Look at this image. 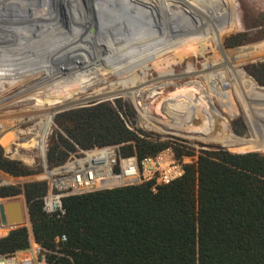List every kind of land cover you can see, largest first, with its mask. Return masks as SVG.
Listing matches in <instances>:
<instances>
[{
  "label": "trees",
  "instance_id": "16d2710c",
  "mask_svg": "<svg viewBox=\"0 0 264 264\" xmlns=\"http://www.w3.org/2000/svg\"><path fill=\"white\" fill-rule=\"evenodd\" d=\"M210 2L148 0L168 23L178 15L210 17ZM249 3L245 4L264 30V0ZM240 29H244L241 24ZM238 36L228 38L227 45L233 47L224 42V51L264 146V84L239 67L257 59L256 48L242 44L245 38ZM251 72L264 83V61L254 65ZM215 77L209 84L228 117L214 108L212 95L200 84L199 143L215 141L212 146L254 149L250 135L229 130L230 119L242 113L229 78ZM125 110L133 115L129 104L119 99L59 113L55 120L60 130L51 138L48 164L67 159L76 149L74 142L85 148L122 144L124 154L139 158L169 145L178 156L193 153L185 145L149 138L130 128L124 119ZM180 138L190 143L195 140L191 135ZM0 168L14 176L35 173L21 161L7 157L1 145ZM47 190V181H29L23 186L0 188V196L24 194L33 235L49 251L52 264H264V154L260 152L203 149L196 163L186 165L182 177L158 185L156 191L152 182H144L70 195L63 198L65 213L60 216L44 211L42 197ZM62 235L66 240L58 241ZM29 242L28 227L19 226L0 238V252L25 248Z\"/></svg>",
  "mask_w": 264,
  "mask_h": 264
},
{
  "label": "bare ground",
  "instance_id": "6f19581e",
  "mask_svg": "<svg viewBox=\"0 0 264 264\" xmlns=\"http://www.w3.org/2000/svg\"><path fill=\"white\" fill-rule=\"evenodd\" d=\"M67 1L68 4L66 7L69 8V10L71 9L69 14V19L71 21H75V19L78 17L81 19L83 16H87L85 14L84 6L81 0ZM88 1L89 3H98L99 0ZM216 8V18L213 24L214 27L209 31V33L196 32L191 34L188 32H182L174 34L170 32L167 34L163 33L154 35L146 32L141 36L140 34L138 35L135 33H129L119 35V39L122 41L121 47L132 50L130 51V54L127 55L130 57L131 52L134 51L133 49L135 47H137L139 50L137 52L142 53H139L140 55H143V52L146 54V51H148V53L154 52L153 54H155L159 52H167L169 50H176L181 47L179 48L180 50L176 52L186 54V56L189 57L193 54L197 55L200 52H205L207 41L209 42V40H211L213 42L212 38H216L217 41L213 43V50L215 51L214 55H216L214 56L215 69L219 74L222 73V75L227 76V78L230 79L229 85L233 89L241 113L246 119L254 149L244 147L237 148L212 146L215 141H206V144H210V149L207 150L240 149L245 151H263L264 147L260 133L248 111L240 86L235 79L234 72L222 47L223 34L221 33V28L226 26L229 21V11L227 9V4L225 1L222 3L218 2L216 3ZM77 10L81 13L79 16L76 14ZM59 19L60 9L59 4L56 1L53 3L51 0H0V88H4L5 82L9 79L11 80L10 86H12L16 84L17 79L25 80L26 77H22H29L28 75L35 76L34 73H36V75L38 74L37 76L41 75V79L43 80L42 83L40 82L38 85H35V91L37 88H43L45 91H47L46 87L49 85L54 86L55 80L56 83L58 82L57 84H59L58 87H72L71 92H64L62 90L63 95L61 94V97H58L56 100H54L53 96L51 95L44 99L48 102L41 100L42 103H48L50 106L55 102L58 103L55 105V108L53 105L50 108L47 107L48 116L45 126L51 124V117L57 110H64L76 107L78 105H83L85 102H88L92 99H98L102 97L109 98L117 96L118 94H124L137 106V109L140 112L138 113L140 116V124L146 131H156L167 134L171 133L173 136L177 137L179 135L188 137L191 134H197L196 136H191L198 138L199 124L202 121L199 115V106L202 103L199 93V88L201 89L199 82L193 81L195 86H191L190 84H193L191 82L185 83V87L178 88L176 92L170 93L171 96L164 97V99L162 98V101H159L155 105L153 104L158 100V98H155L151 102H146L143 100L142 108L138 107V102L135 101L137 99L138 91L133 92L132 87L139 86L141 84L134 81V73L131 68V63H129L128 60L129 69L127 76L134 83V85L128 86V77L126 78L125 72L126 68H122V64L120 66L118 61L115 67L103 54L104 46L110 47L112 52L117 50V47H119L120 43L117 41V36L110 34L108 39L106 37H98L96 42L91 35H82L76 32L73 34L64 35L63 30L65 28L60 25ZM18 22H24V27H18ZM162 25L165 27V22H163ZM193 41H196V44L193 43ZM97 43L101 47V51L99 50ZM219 53L223 56L224 60L218 56ZM60 58H65V60L57 64V61ZM83 65H86L87 69L83 68ZM214 66L209 64L207 69H203L205 72V77L208 79V83L210 84L215 77L214 74L208 75L207 70H211ZM109 72H115L119 76L120 80L115 82L112 81V83L107 86V88H98L86 96L82 97L78 95L79 92H84L87 90V88L93 86L95 80L98 81L101 79L99 76L107 75ZM172 75L173 77L183 78L184 76H187V71L182 73H172ZM144 83L145 79L142 81V84ZM171 83L174 82L171 80L164 82L165 85ZM155 89L156 87H154L153 90ZM33 93L34 92L30 90L28 91V95L24 97L29 99V96ZM159 93L162 94V92L155 94ZM14 96L16 95H13L9 98ZM60 98L61 100H58ZM20 99H23L22 95L15 100L18 101ZM15 100L11 101L10 103L8 102V104L16 102ZM4 106H6V103ZM154 108H156V110L160 108L164 110L166 109L165 111L169 113L167 117L173 118L174 123H170L164 119H162L163 122H161V119L155 120L151 114V110ZM214 108L217 109L216 106ZM13 117L14 116L9 114V119ZM11 122L12 121H7L8 126L11 124ZM233 133L234 132L232 131V134ZM43 134H47V130L44 131ZM10 135L11 131L5 132L0 140H6V142H8L7 138ZM177 139L187 142L185 139L180 137Z\"/></svg>",
  "mask_w": 264,
  "mask_h": 264
},
{
  "label": "built area",
  "instance_id": "2783aa9c",
  "mask_svg": "<svg viewBox=\"0 0 264 264\" xmlns=\"http://www.w3.org/2000/svg\"><path fill=\"white\" fill-rule=\"evenodd\" d=\"M41 78L39 75L28 82L24 79H17L16 84L12 86H10L11 80L9 79L5 82L4 88L2 90L0 88V139L5 132L11 131V135L7 138L8 142L0 140V145L5 148L6 154L9 155H14V152L16 154L19 148L36 149L42 160L43 171L41 176L48 184V190L42 197L43 209L46 213L57 216L63 215L65 213L63 198L70 195L137 185L144 182H152V189L156 191L158 185L169 184L182 177L185 174L187 164L197 162L198 153L193 152L178 156L173 145H169L155 154L139 158L137 154H124L121 148L122 144H103L85 148L74 142L76 149L67 159L50 166L47 160L50 141L55 131L60 130L55 118L59 113L72 108L55 111L51 124L45 126L48 116L47 107L50 108L53 105L55 108L58 103L55 102L50 106V104L42 103V101L49 95L56 100L61 97V92L56 80L54 81L55 85H49L47 91L43 88H37L35 91V85L43 82ZM154 87L157 89L153 90ZM29 89L34 93L27 99L24 96L28 95ZM161 89L162 86L157 85L154 81L133 86V92L138 91L135 100L138 102V107L142 108V100L151 102L157 98L160 93H155L161 92ZM13 95L16 96L9 98ZM21 95L23 99L15 100ZM120 97H124L130 102L135 114V117H131L125 110L124 119L127 125L142 131L140 132L142 135H147L149 138L155 137L152 132L146 131L139 125L138 113L140 112L134 102L124 94L98 98L95 102L88 104L114 101ZM13 100L16 102L4 106L5 103H10ZM80 106L82 105L76 107ZM9 114L14 117L9 119ZM2 116L6 117L2 118ZM7 121H12L9 126ZM134 125L138 127L136 128ZM46 130L47 134L44 135ZM23 156L27 157L26 155ZM22 159L24 160V158ZM16 179L17 176L0 168V188L16 185ZM12 198L0 196V203ZM19 226L2 224L0 220V238L7 236ZM29 232V245L6 253L0 252V264H52L49 260V251L35 239L31 229ZM57 240L64 241L66 236L62 235Z\"/></svg>",
  "mask_w": 264,
  "mask_h": 264
},
{
  "label": "rangeland",
  "instance_id": "374dc122",
  "mask_svg": "<svg viewBox=\"0 0 264 264\" xmlns=\"http://www.w3.org/2000/svg\"><path fill=\"white\" fill-rule=\"evenodd\" d=\"M134 1L148 3V0H134ZM224 1L226 2L227 9L229 11V21H228L226 26L221 28V33L223 34L222 35L223 50H224V42H225V45L228 46L227 45L228 38H230L231 36H233L237 33H239V36H238L239 38H245V41L242 44H246V43L249 44L250 43V45L252 47H255L256 48L255 54H256L257 59H254L252 61L240 64L239 67L244 68L246 70V72L252 78H254L257 81V79L255 78V76L252 74L251 71L253 70L254 65H257V64L264 61V60H262L264 58V32H263L264 30H263V25L260 23V20L257 17V15L253 12V10L249 6L246 5V4H250L249 0H211V2H210L211 15H210V17L206 18V17H204L202 15H198V14H194V15L187 14L185 16H182V19H184V18L186 19L185 24H188V27L184 26L185 24H180L184 27H182V30H180V28H178V30H177V28H176L177 26H174L176 31L171 32V33H174V34L182 33V32H188L191 34L196 33V32L209 33V31L214 27L213 24H214V20L216 18L215 13H216V9H217L216 3H218V2L222 3ZM231 12H232V14H231ZM164 18L165 17H163V19ZM193 18L196 19V21H192L191 19H193ZM164 20H166L165 21V27H166L168 24V21L166 18ZM191 22H193V23H191ZM218 22H219V20H218ZM239 24H241L244 27V29L239 30ZM132 33H135L138 35L140 34V36L142 34H144L142 31L132 32ZM109 35L110 34H107L104 37H106L108 39ZM154 35H153V37H154ZM116 36H117L116 37L117 41L120 42L119 47H117V50H115V52H112L110 47L104 46L103 47L104 56L115 67H116L117 61H118V63H120V66L122 64L121 67L126 68L125 69L126 78L128 77L127 74H128V69H129L128 68V65H129L128 60H129V63H131V66H132L131 67L132 71L134 73L133 77H134L135 82H138L139 84L142 85V81H144V79H145V83L150 82V81H154V83H156L157 85H161L162 86V89H161L162 94H160L157 97L158 100L155 101V103L153 105L157 104L159 101H162L161 100L162 98L164 99V97L171 96L170 93L176 92V90L178 88L185 87V83H187V82L193 83V81H194V82H199L200 84H202L206 88L207 92L212 95V99H213L217 109L219 111H221L223 116L228 117L227 112L221 107L219 101L217 100V96H216L214 89L208 83V79L205 77V72L200 71V70H202L203 67L207 69L209 64H212L214 66V59H215L214 56H216V55H214L215 51L213 50L214 49L213 43H215L217 41L216 38H212L213 42L211 40H209V42L207 41L205 52H200L197 55L193 54V55H190L189 57H187L186 54L176 52V51H179L180 50L179 48H181V47H179L176 50H169L167 52H159V53H155V54H153L154 52H152V51H149L152 53H148V51H146V54H145V52H143V55H140L139 53H141V52H137L139 50L137 47H135L134 49L132 48L134 51L131 52V57H130L127 55H129L130 51H132V50H129L126 48L124 49L123 47H121L122 41H121V39H119L120 36L119 35H116ZM139 38H141V37H139ZM193 43L196 44V41H193ZM189 44H191V43H189ZM242 44H240V45H242ZM97 46L99 47V50H100L101 47L99 46L98 43H97ZM228 47H233V46H228ZM197 51H198V49H197ZM120 54H122V55H120ZM218 56L222 60H224L223 56L220 55V53ZM227 59L229 61L228 56H227ZM229 63H230V61H229ZM230 66H231V63H230ZM184 71H187V76H184L183 78L178 77L179 79L177 77H174V79H171L172 77L165 75V74H172V73H182ZM215 72H217V73H215ZM207 73H208V75L214 74V77L217 76V74H218V76H222V73L219 74L218 71L215 69V66L212 67L211 70H207ZM34 74H35V76L28 75L29 77L24 76L22 78L26 77L25 81H27V82L32 81L38 75V74L36 75V73H34ZM99 77L101 79H99L98 81L95 80L93 86L87 88V90H85L84 92L83 91L79 92L78 95H80L82 97L86 96L87 94L92 93L94 90H96L98 88H104L106 86H109L112 83V81L115 82L117 80H120L119 76L115 72H113V73L109 72V74L103 75V76L101 75ZM170 80L173 81L174 83L167 84V85L164 84V82H168ZM229 81H230V79H229ZM127 82H128L127 83L128 86L134 85V83L130 80L129 77L127 79ZM190 85L195 86L194 83L190 84ZM46 88H47V90L49 89L48 87H46ZM2 89L3 88H1V90ZM156 89H157V87H156ZM62 90L64 92L65 91L71 92L72 87L61 86L60 92L63 95ZM232 92H233V89H232ZM233 94H234V92H233ZM234 96H235V94H234ZM119 99L128 103L130 108L132 109L130 102L126 98L120 97ZM119 99H116V100H119ZM235 99H236V96H235ZM95 100H97V99L89 100L88 102H85L84 104H88L89 102H91V103L95 102ZM142 102H143V100H142ZM157 106H160V105H157ZM165 110L161 109V108L156 110V108H154L153 110H151V114L155 118V120L161 119V122H163L162 119H164L166 121H169L170 123H174L173 118L167 117L169 115V113L166 112ZM132 112H133V115H131L130 113H129V115L131 117H135L133 109H132ZM5 117L6 116H2V118H5ZM50 122H52V117H51ZM139 125L141 126L140 116H139ZM135 127L137 128L138 126H135ZM229 128H230L229 130L233 131L234 133H236L240 136H246L243 134L250 135L249 128L247 127L246 119L243 115H241L235 119H232V120L230 119ZM56 131H58V130H56ZM139 132H142V131H139ZM191 135L196 136L197 134H191ZM178 137H180V135ZM161 140H169V139L164 138ZM171 141L174 144L179 143L181 145H185V146H187L188 149H191L194 153H198V154L203 149H206V150L210 149V144L199 143L198 138H195V140H193L191 143L190 142L187 143V142H184V141L179 140V139H176L175 141H173V140H171ZM3 150H4V154L6 156L9 155V154H6L5 148H3ZM23 155H26L27 157H25ZM7 157H9L11 159L19 160L23 164H25L28 167L35 170V173H33V174H30L27 176H17V179L15 180L16 185L23 186V184H25L26 182H29V181H46L41 176L42 171H43L42 160H41L38 152L36 151V149H34V148H30V149H24L23 148V149H21V148H19L17 150L16 154L14 152V155H9ZM22 158H24V160ZM13 198H20V199L25 200L23 193H21L17 196H14ZM23 225L27 226L28 229L30 230L31 224L28 221H26Z\"/></svg>",
  "mask_w": 264,
  "mask_h": 264
},
{
  "label": "flooded vegetation",
  "instance_id": "af4514ba",
  "mask_svg": "<svg viewBox=\"0 0 264 264\" xmlns=\"http://www.w3.org/2000/svg\"><path fill=\"white\" fill-rule=\"evenodd\" d=\"M99 2L103 6V9L105 8V10L107 9L108 11L110 10L111 12L114 13H112L110 16H106V17L103 16L102 18H98V19H94L92 18V16L88 15L81 19H75V21L74 20L70 21L69 22L70 27L68 29L63 30L64 34H73L76 32L79 34L91 35L95 33L106 32L105 34L123 35L132 32H139V31H142L143 33L147 32L150 34H160V33L167 34L176 31L174 24L176 25L179 22L185 24V20H186L185 18L182 19V16L178 15L176 18L171 19V21L167 24V26L164 27L162 25L163 22L166 21L164 20L165 18L163 19L164 15L162 16L160 10L154 5H151L149 3H145V2L143 3L134 0L131 1L130 0H99ZM191 20L194 21L193 19ZM176 26H177L176 27L177 30L178 28L182 30V27L184 26L188 27V24H185L184 26L182 25H176ZM263 75L264 72L262 73V76ZM170 77H172L171 79H174L173 75L172 76L170 75ZM6 105H8V103H6Z\"/></svg>",
  "mask_w": 264,
  "mask_h": 264
},
{
  "label": "water",
  "instance_id": "95a60500",
  "mask_svg": "<svg viewBox=\"0 0 264 264\" xmlns=\"http://www.w3.org/2000/svg\"><path fill=\"white\" fill-rule=\"evenodd\" d=\"M51 1H53V3L56 1L59 4V9H60L59 23L62 27H64L65 29H68L70 27L69 22L71 21L69 19V14H70L71 9L69 10V8L66 7L68 4V1L67 0H51ZM81 1L83 3V6H84L85 14L87 16L88 15L92 16V18H94V19H98V18H101L103 16L104 17L110 16L112 13H114V12H111L110 10L109 11L107 9L105 10V8L103 9V6L100 4L99 1H98V3H95V2L89 3L88 0H81ZM76 14H78V16H79L81 13L77 10ZM77 19H80V18L78 17ZM194 21H196V19H194ZM23 23L18 22V24H19L18 27L23 28L24 27ZM64 35H69V34H64ZM82 35H85V34H82ZM105 35H107V34H105V33L91 34V36L95 39V41H97L98 37L99 38L104 37ZM63 60H65V58L58 59L57 64H59ZM262 60H264V58ZM83 66H84L83 68L87 69L86 65H83ZM258 83L264 84V83H261L260 81H258ZM90 105L86 104V105H82L80 107L90 106ZM247 127H248V125H247ZM152 134L157 139H160V140L166 138V139L175 141L178 138L177 136H173V134H171V133L167 134V133H161V132L155 131V132H152ZM243 135H247V134H243ZM252 151H257V152L264 154V151H259V150H248L245 152H252ZM0 220H1L2 224H11V225H16V226H19V225L22 226L26 221H28L31 224L30 229L33 232L32 223H31L29 211H28V204L23 199L12 198V199H9V200H6V201L0 203Z\"/></svg>",
  "mask_w": 264,
  "mask_h": 264
}]
</instances>
